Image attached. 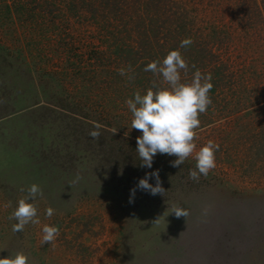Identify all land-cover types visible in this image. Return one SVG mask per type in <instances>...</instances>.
I'll return each mask as SVG.
<instances>
[{
  "label": "rangeland",
  "instance_id": "obj_1",
  "mask_svg": "<svg viewBox=\"0 0 264 264\" xmlns=\"http://www.w3.org/2000/svg\"><path fill=\"white\" fill-rule=\"evenodd\" d=\"M66 1L0 0V257L22 251L33 264H264V20L252 18L249 29L230 0L195 5L196 38L225 64L222 77L211 76L212 103L194 141L197 150L208 140L219 144L216 167L197 181L189 177L194 155L180 168L171 165L175 156L160 153L151 168L141 166L128 80L108 87L102 72L74 77L56 44L65 37L73 53L86 51L97 34L66 11ZM202 6L206 22H199ZM95 123L98 140L88 134ZM155 170L163 195L137 188L130 203V190ZM33 183L43 190L29 201L40 224L13 232L17 221L8 217ZM177 204L189 212L186 222L171 212ZM45 224L59 236L42 245Z\"/></svg>",
  "mask_w": 264,
  "mask_h": 264
},
{
  "label": "trees",
  "instance_id": "obj_2",
  "mask_svg": "<svg viewBox=\"0 0 264 264\" xmlns=\"http://www.w3.org/2000/svg\"><path fill=\"white\" fill-rule=\"evenodd\" d=\"M202 1L205 0H67L66 11L77 20H89L91 22L89 25H94L97 45H91L94 40L90 38L89 50L73 53L75 46L71 41L68 42L69 38L62 37V42L56 46H61L59 52L67 54L66 64L76 71V76L73 75L75 78L81 80L86 76L85 80H88L102 72L106 78L105 82L108 80L106 82L108 87L110 84L119 87L128 80L132 96L136 90L143 94L152 86L153 81L159 82L161 78L154 76L150 71L145 72V66L150 61L162 59L169 50L179 48L184 38H191L193 41L190 46L179 49L189 64L188 73L191 72V77L196 69L205 73L206 68L211 76L222 77L225 64L214 62L216 57L213 59L214 55L196 38L199 31H202L196 20L198 12L196 3L201 4ZM206 1L209 6L215 3V0ZM230 1L239 8L238 12L245 17L249 29L254 27L250 21L252 18L264 20V0ZM190 3L191 6L187 7ZM204 9L203 6L199 8L203 14L199 22H206ZM79 39V37L76 39L78 44ZM85 54L87 57L82 58ZM80 61L84 63L83 66L79 65ZM211 61L212 64L209 65ZM193 64L196 66L195 69L191 67ZM121 68L126 70V75L119 74ZM129 69L131 71H128ZM184 75L181 72L182 80H189ZM129 76L134 79L129 80ZM73 86L77 87L75 81ZM200 117L201 115L199 116L201 122L205 116Z\"/></svg>",
  "mask_w": 264,
  "mask_h": 264
},
{
  "label": "clouds",
  "instance_id": "obj_3",
  "mask_svg": "<svg viewBox=\"0 0 264 264\" xmlns=\"http://www.w3.org/2000/svg\"><path fill=\"white\" fill-rule=\"evenodd\" d=\"M192 43L191 38H184L179 48L169 50L162 59L150 61L144 71H150L161 79L159 82L153 81L152 86L143 94L136 90L134 98L127 99L125 103L132 114L131 128L141 133L136 138V151L142 161L141 166L151 168L154 156L160 153L175 156L176 159L171 161V165L180 168L187 158L194 155L196 164L194 169L189 170V177L198 181L201 175L206 177L216 167L215 153L219 150V144L208 140L197 150L194 142L197 138L195 130L200 127L199 116L205 113L212 103L209 92L213 85L211 74L202 73L199 69L192 73L190 80H182L181 72L187 75L189 64L179 49ZM191 67L196 68L195 64ZM119 74L126 75V70L119 69ZM128 79L132 80L134 77L129 76ZM101 127L102 125L95 123L93 130L88 133L89 136L98 140ZM116 130L114 129L113 133ZM150 177L155 178V185L149 183ZM137 188L151 195H163L159 171L145 173V177L139 179L136 187L130 190V203L133 202ZM21 191L24 189L21 188ZM38 195L42 197L43 190L33 183L28 187L27 195L18 199L17 206L8 217L17 221L12 225L13 232L23 231L29 223L40 224L37 207L29 202L35 200ZM6 207H11V204ZM171 212H174L177 218L184 217L185 222L189 215L180 204L174 205ZM53 214L54 209L48 207L46 215L50 218ZM42 232V245L52 243L59 236V229L54 225H43ZM0 264H33V261L24 252L17 251L0 257Z\"/></svg>",
  "mask_w": 264,
  "mask_h": 264
}]
</instances>
